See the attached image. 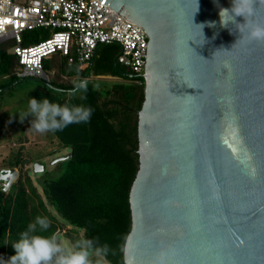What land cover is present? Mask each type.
Wrapping results in <instances>:
<instances>
[{
    "label": "water",
    "instance_id": "obj_1",
    "mask_svg": "<svg viewBox=\"0 0 264 264\" xmlns=\"http://www.w3.org/2000/svg\"><path fill=\"white\" fill-rule=\"evenodd\" d=\"M103 3L148 36L124 264L161 251L166 264H264V41L239 31L243 16L221 24L233 0ZM248 20L264 26V2ZM17 175L0 170L4 190Z\"/></svg>",
    "mask_w": 264,
    "mask_h": 264
},
{
    "label": "trees",
    "instance_id": "obj_2",
    "mask_svg": "<svg viewBox=\"0 0 264 264\" xmlns=\"http://www.w3.org/2000/svg\"><path fill=\"white\" fill-rule=\"evenodd\" d=\"M47 36L43 27L26 30L23 44ZM11 43H0V77L7 80L0 84V91L20 79ZM118 53V44L105 42L97 46L88 62H68L59 53L43 61L44 67L53 71L51 87L47 86L53 91L71 88L76 79L88 80L86 95H65L59 103L93 107L91 120L53 132L59 145L70 147L71 153L67 169L57 179H44L42 187L46 201L72 228L63 231L72 245L91 240L94 252L109 247L106 256H91L93 262L101 259L103 264H124L123 245L131 225L128 193L138 168L137 111L144 99V78L119 64ZM104 75L117 79H99ZM19 164L14 160L6 166L18 170L8 189L0 183V260L5 261L15 255L13 243L36 216L51 221L44 235L59 232L57 218L47 209L28 171L22 168L24 164ZM78 230L81 235L74 233Z\"/></svg>",
    "mask_w": 264,
    "mask_h": 264
},
{
    "label": "built area",
    "instance_id": "obj_3",
    "mask_svg": "<svg viewBox=\"0 0 264 264\" xmlns=\"http://www.w3.org/2000/svg\"><path fill=\"white\" fill-rule=\"evenodd\" d=\"M104 1L0 0V43H13L17 75L38 78L49 86L53 71L44 67L45 59L59 53L68 62H88L105 42L118 44L117 62L141 75L147 33ZM38 27L47 29L48 36L24 45L23 32Z\"/></svg>",
    "mask_w": 264,
    "mask_h": 264
},
{
    "label": "clouds",
    "instance_id": "obj_4",
    "mask_svg": "<svg viewBox=\"0 0 264 264\" xmlns=\"http://www.w3.org/2000/svg\"><path fill=\"white\" fill-rule=\"evenodd\" d=\"M264 2V0H261ZM197 3V0H196ZM254 0H233L231 9L221 8L220 22L226 25L229 21L226 16H243L246 23L240 24L239 31L243 33L248 27V38L250 40L264 41V26H251L248 18L253 14ZM198 9V3H197ZM201 28L203 25H199ZM209 26H212L211 24ZM238 42V41H237ZM236 42V43H237ZM71 67V66H70ZM89 90L86 78L76 79L73 86L68 89H56L69 98L86 95ZM94 113V108L83 104H61L48 98L37 99L32 97L28 100L27 109L19 113L20 122L31 117V128L41 134L48 132L63 131L70 125L88 123ZM51 227V221L45 216H36L27 226V229L20 234L19 239L13 243L15 255L7 261L0 260V264H103L101 259L95 262L91 259L93 242L91 240H79L68 246L58 240L55 234L44 235ZM109 247L104 245L96 248V256H106ZM166 253L161 251L153 264H166Z\"/></svg>",
    "mask_w": 264,
    "mask_h": 264
},
{
    "label": "rangeland",
    "instance_id": "obj_5",
    "mask_svg": "<svg viewBox=\"0 0 264 264\" xmlns=\"http://www.w3.org/2000/svg\"><path fill=\"white\" fill-rule=\"evenodd\" d=\"M99 79L115 80L117 78L104 75ZM5 82L7 80L0 77V84ZM64 96L63 93L48 88L42 80L35 77L20 78L0 91V170L9 166L14 160L24 164L22 168L28 171L46 202L47 209L58 220L59 232L56 235L58 240L71 246L72 243L64 232L72 228L46 201L42 187L44 179H57L67 169L71 148L60 146L53 132L41 134L33 130L30 123L31 117L25 118L23 123L19 119V113L27 109L30 98H48L59 103ZM36 163L43 166V169L35 171ZM74 233L81 235L82 231L78 230ZM91 256L98 257L94 251Z\"/></svg>",
    "mask_w": 264,
    "mask_h": 264
},
{
    "label": "crops",
    "instance_id": "obj_6",
    "mask_svg": "<svg viewBox=\"0 0 264 264\" xmlns=\"http://www.w3.org/2000/svg\"><path fill=\"white\" fill-rule=\"evenodd\" d=\"M6 168H9V167H6Z\"/></svg>",
    "mask_w": 264,
    "mask_h": 264
}]
</instances>
